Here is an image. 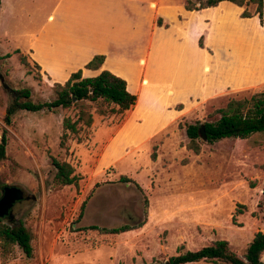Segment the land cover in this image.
Listing matches in <instances>:
<instances>
[{
  "label": "rangeland",
  "instance_id": "374dc122",
  "mask_svg": "<svg viewBox=\"0 0 264 264\" xmlns=\"http://www.w3.org/2000/svg\"><path fill=\"white\" fill-rule=\"evenodd\" d=\"M1 1L0 131H6V157L0 162V189L16 186L26 196L14 205L12 218L4 221L23 224L30 235L31 254L26 258L17 247H11L10 254L0 257V264H167L172 256L217 240L226 241L230 251L241 257L253 235L264 228V201L260 196L264 136L228 138L212 144L199 140V151L194 154L186 149L184 127L214 122L219 117L215 110L227 100L263 91L239 89L201 100L186 99L187 94L200 95L199 84L209 71L205 56L196 49L198 38L201 36L202 49L208 54L220 53L223 39L231 35H247L254 45L259 40L253 36V24L237 22L233 17L235 6L230 4L218 8L224 16L214 25L208 19L202 25L198 19L186 18L182 26H177L173 11L164 12L172 19V34L152 36L157 51L148 56L146 63L154 70L150 75L159 82L141 84L135 109L142 111L140 117L132 118L127 111L99 116L94 113L95 104L86 103L90 126L81 127L76 136H69L59 147L61 119H73L74 108L16 111L8 126L3 123L4 109L16 90L28 89L32 103L54 99V83L41 75L26 53L12 48L11 40H2L29 27L23 12H30L35 23L38 17L34 11L47 7L50 0ZM167 1L177 7L185 1L197 6L205 0ZM243 10L250 18H257L254 5L240 7L238 18ZM260 20L258 24L264 28V17ZM200 28L201 33L196 35ZM212 28L214 35L209 34ZM142 37L146 42V29L136 42ZM129 38L121 35V74L127 71L129 88L138 90L128 61L142 64L143 45ZM171 79L178 90L169 100L185 103L166 107L175 114L161 111L166 100L163 87ZM146 84L156 85L152 89ZM132 122L142 128L130 131L134 129ZM158 123L161 127L151 131ZM126 125L127 133L121 132ZM49 157L73 168L76 185L54 183ZM121 176L131 182H118ZM124 225L140 226L119 234L88 229Z\"/></svg>",
  "mask_w": 264,
  "mask_h": 264
},
{
  "label": "crops",
  "instance_id": "0c3cea01",
  "mask_svg": "<svg viewBox=\"0 0 264 264\" xmlns=\"http://www.w3.org/2000/svg\"><path fill=\"white\" fill-rule=\"evenodd\" d=\"M0 4L1 12L3 10L1 0ZM227 4L230 3L220 2L213 8L189 12L185 11L183 6H171L167 0H50L47 7L34 11L38 17L35 23V18L30 12H23L24 15L26 14L29 27L27 26L23 31L17 30L9 36L5 35L7 37H3L2 40H11L12 48L20 53H26L28 60L38 67L41 75L51 84H63L71 73L78 70L84 78L94 77L101 70H105L124 80L126 91L136 97L134 105L127 112H131L132 118L136 119L138 113L142 112L140 110L135 112L139 105L138 91L141 84L144 81L159 82L155 79V75H150L154 70L146 63L148 56L157 51L152 36L172 34V19H169L164 12L173 11L174 23L178 24L177 26H182L186 18L198 19L202 25L208 19V22L214 25L215 20L222 21L224 16L223 10L219 11L218 8L228 6ZM238 10V7H233L235 20L253 24V36L259 41L252 45L251 38L247 35L244 37L231 35L226 40L227 43L223 39L220 53L212 52V54L206 53L196 45V49L202 51L205 56L209 71L199 84L200 95L187 94L188 101L190 98L201 100V98L223 95L230 90H264V28L259 26L257 18L239 19ZM157 18L166 23L167 28L157 27L154 24ZM167 20L171 21L170 24ZM201 28L196 35L201 33ZM142 29H146L147 40L143 43L142 37L136 42ZM124 34L130 37V40H135L134 44L143 45L142 64L128 61L131 67L129 70L135 73L138 90L129 88L127 71L126 74H121V35ZM209 34L214 35L213 28ZM95 55L104 57L100 67L97 70L84 69L83 66ZM148 85L153 89L156 84ZM177 88L172 83V79L168 86L163 87L166 100L161 111L175 114L177 112L167 110L166 107L185 104L169 100L177 92ZM156 125L151 131L159 129L162 124ZM130 126H133L134 129L130 130L133 132L142 128L133 122ZM127 129L126 125L121 132L127 133ZM263 256L264 251L261 260Z\"/></svg>",
  "mask_w": 264,
  "mask_h": 264
},
{
  "label": "trees",
  "instance_id": "16d2710c",
  "mask_svg": "<svg viewBox=\"0 0 264 264\" xmlns=\"http://www.w3.org/2000/svg\"><path fill=\"white\" fill-rule=\"evenodd\" d=\"M220 2H228L235 7H242L246 4L255 6V14L261 24V16L264 17V0H205L197 6L185 1V11H199L213 8ZM251 15L243 10L239 18H250ZM157 27L167 28L166 23L156 20ZM197 47L202 49L201 36L197 40ZM17 52V51H16ZM102 55L93 56L84 66V69L97 70L103 62ZM20 62L24 60L20 57ZM54 99L48 102L32 103L29 100L28 89H19L13 92L14 96L6 105L3 115L5 126L10 124L11 116L16 111L25 112H54L56 109H76L72 118L61 119V133L58 140L59 147H63L69 136H76L81 127H88L91 124V115L88 112V104H95V111L99 116L122 114L129 110L135 103L136 97L126 91L125 81L113 76L108 71L101 70L94 77H81L80 70L71 73L63 84L54 83L52 86ZM88 103V104H86ZM102 106L106 109H102ZM178 110V109H176ZM219 115L214 122L193 123L184 127V134L187 139L186 149L194 154L199 151L198 141L212 144L222 139H246L252 135L264 136V90L255 92L248 97L229 99L222 108L216 109ZM200 127L203 128L204 140L199 135ZM78 142L79 139L77 138ZM6 131H0V162L5 159ZM50 165L54 172L52 179L58 186L76 185L77 177L73 168L64 162H58L49 157ZM120 183L131 182L128 178L121 176ZM260 196L264 201V183L260 188ZM84 202L79 208L78 217L81 215ZM140 226V225H139ZM137 226V227H139ZM137 227L120 226L113 229H101L94 226L88 227L103 234L124 233ZM30 235L20 221L15 223L0 219V257L10 254L11 247H17L22 254L29 258L31 247L29 244ZM264 251V228L256 232L241 257L230 251L224 240H217L208 246L201 247L195 251H187L177 254L167 260V264H191L200 261L220 262L222 264H264L261 254Z\"/></svg>",
  "mask_w": 264,
  "mask_h": 264
},
{
  "label": "water",
  "instance_id": "95a60500",
  "mask_svg": "<svg viewBox=\"0 0 264 264\" xmlns=\"http://www.w3.org/2000/svg\"><path fill=\"white\" fill-rule=\"evenodd\" d=\"M199 135L204 140L203 128L200 127ZM23 191L16 186H3L0 189V219L9 220L12 218V209L15 204L25 199Z\"/></svg>",
  "mask_w": 264,
  "mask_h": 264
},
{
  "label": "flooded vegetation",
  "instance_id": "af4514ba",
  "mask_svg": "<svg viewBox=\"0 0 264 264\" xmlns=\"http://www.w3.org/2000/svg\"><path fill=\"white\" fill-rule=\"evenodd\" d=\"M21 201H22V200H21ZM21 201H19V202H21ZM19 202H18V203H19ZM15 205H16V204H15Z\"/></svg>",
  "mask_w": 264,
  "mask_h": 264
}]
</instances>
